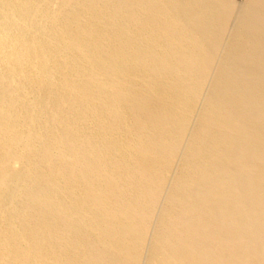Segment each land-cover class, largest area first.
<instances>
[{
  "label": "bare ground",
  "instance_id": "1",
  "mask_svg": "<svg viewBox=\"0 0 264 264\" xmlns=\"http://www.w3.org/2000/svg\"><path fill=\"white\" fill-rule=\"evenodd\" d=\"M0 264H264V0H0Z\"/></svg>",
  "mask_w": 264,
  "mask_h": 264
},
{
  "label": "rangeland",
  "instance_id": "2",
  "mask_svg": "<svg viewBox=\"0 0 264 264\" xmlns=\"http://www.w3.org/2000/svg\"><path fill=\"white\" fill-rule=\"evenodd\" d=\"M233 1H235L236 3H242V2H244L245 0H233Z\"/></svg>",
  "mask_w": 264,
  "mask_h": 264
}]
</instances>
